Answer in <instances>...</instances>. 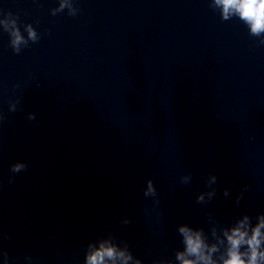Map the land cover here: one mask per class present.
Masks as SVG:
<instances>
[{"label":"clouds","instance_id":"1","mask_svg":"<svg viewBox=\"0 0 264 264\" xmlns=\"http://www.w3.org/2000/svg\"><path fill=\"white\" fill-rule=\"evenodd\" d=\"M218 5L222 6L224 19H228L230 15L237 14L242 20H244L250 27L252 34L258 35L264 32V0H216ZM63 6V5H62ZM4 23V22H0ZM14 24L15 21H12ZM7 23L5 28L7 29ZM14 37L12 44L18 52V45L23 41V37L20 36L18 30H13L11 33ZM29 37L35 41L36 34L29 28ZM15 110V107H12ZM30 119H33L30 115ZM4 117L0 114V121H3ZM28 165L25 162H15L10 165V172L12 174L19 173L25 170ZM191 179L190 176L183 177L182 183H187ZM216 177H211V182H215ZM8 182L11 184L14 182L13 176L9 177ZM210 193L209 195H213ZM228 194L227 190L224 193ZM145 197L157 195L156 189L153 186L151 180L148 181V187L144 191ZM199 201H203V195L199 196ZM158 203V201H157ZM248 217L245 216L244 221H241L238 227L232 228L230 232L226 231L224 235L227 238V253L226 258L223 259V264H264V250H261V245L264 243V215L259 217V223L252 228L251 234L246 230L241 229L245 227ZM130 223V221H126ZM180 232L184 236V244L186 249L184 253H178L177 259L182 264H216V261L212 259L211 254L217 250L215 245L209 247L202 239V234L192 232L186 227H181ZM246 246L245 251H241V247ZM186 257H193L189 259ZM132 260L130 253L126 250H119L116 246L102 242L98 248L93 250L87 255L85 264H129ZM136 264H140L136 261Z\"/></svg>","mask_w":264,"mask_h":264}]
</instances>
